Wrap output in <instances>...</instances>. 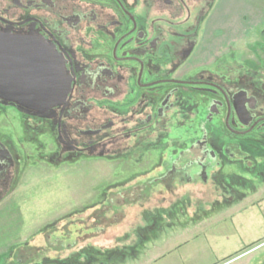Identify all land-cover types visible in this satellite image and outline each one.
Returning a JSON list of instances; mask_svg holds the SVG:
<instances>
[{"label": "flooded vegetation", "instance_id": "af4514ba", "mask_svg": "<svg viewBox=\"0 0 264 264\" xmlns=\"http://www.w3.org/2000/svg\"><path fill=\"white\" fill-rule=\"evenodd\" d=\"M224 2L0 0V199L20 163L7 132L11 110L23 137L49 149L37 160L112 166L111 178L118 172L102 189L104 212L136 205L148 212L157 193L162 205L153 210L165 213L167 228L189 209L222 205L221 221L234 217L229 211L264 189V70L257 71L264 51H251L245 16L217 21ZM26 40L52 52L68 83L64 100L42 113L7 100ZM185 196L200 198L191 204ZM260 203L236 211H254L263 225ZM151 229L136 233L156 239L139 235Z\"/></svg>", "mask_w": 264, "mask_h": 264}, {"label": "rangeland", "instance_id": "374dc122", "mask_svg": "<svg viewBox=\"0 0 264 264\" xmlns=\"http://www.w3.org/2000/svg\"><path fill=\"white\" fill-rule=\"evenodd\" d=\"M237 1L243 5L233 6L227 15L232 23L240 16L249 17L251 51H264V38L260 35L264 21L256 24V14H264V0ZM254 37L258 42L252 41ZM262 63L257 71L264 70ZM7 116V132L20 163L10 192L0 199V264H264V224L257 220L254 211H236L242 205L259 202L263 208L264 189L229 211L234 217L225 221L219 214L228 207L221 205L214 211L189 209L177 213L180 223L172 227L170 222L171 228H167L165 213L153 210L162 205L157 193L144 206L149 207L148 212L139 205L104 212L102 189L115 184L118 176L115 171L111 178L112 166L104 170L93 163L53 165L48 160L39 161L36 155L48 156L49 149L39 150L27 135L23 137L19 115L9 110ZM2 123L0 118V131ZM185 198L194 204L200 197ZM214 199L215 196L209 200ZM170 219L177 221V217ZM218 219L220 222H216ZM145 226L151 231L139 235L149 234L156 239L144 241L138 237L137 230ZM196 227H201L202 232L193 231ZM179 237L188 238L181 250L153 262L157 250L164 244L169 247L168 243L174 244ZM150 249L153 253L147 254ZM84 253L88 255L86 259Z\"/></svg>", "mask_w": 264, "mask_h": 264}, {"label": "water", "instance_id": "95a60500", "mask_svg": "<svg viewBox=\"0 0 264 264\" xmlns=\"http://www.w3.org/2000/svg\"><path fill=\"white\" fill-rule=\"evenodd\" d=\"M23 58L20 64L19 78L10 75L7 100L16 105L45 112L60 104L67 93L68 83L65 81L60 66L56 63L52 52L40 42L25 41ZM18 64H10V69ZM2 64L0 63V71ZM3 79L0 78V95L3 92Z\"/></svg>", "mask_w": 264, "mask_h": 264}, {"label": "crops", "instance_id": "0c3cea01", "mask_svg": "<svg viewBox=\"0 0 264 264\" xmlns=\"http://www.w3.org/2000/svg\"><path fill=\"white\" fill-rule=\"evenodd\" d=\"M239 2V3H238ZM225 4V5H224ZM241 6V5H243V3H241L240 1H237V0H225V2L223 3V6L221 7V9H219V12H217V15H216V19H217V21L221 18V15L222 14H224V15H227V13H229L230 12V10H231V8L233 7V6ZM263 13H264V10H263ZM257 16V18H256V20L258 21V22H256V24H258L259 25V23H261V21H264V14H262V12L260 13V11L256 14ZM228 16V15H227ZM238 17V16H237ZM241 17V16H240ZM239 17V18H240ZM238 19V18H237ZM246 19H250L249 17H246ZM261 20V21H260ZM249 25H251L250 23H249ZM200 226V225H199ZM199 226H197V227H199ZM194 228L193 229V231H199V232H202V229H200V228ZM199 229V230H198ZM185 231H187V230H185ZM188 231H190V230H188ZM187 231V232H188ZM182 239H184V240H182ZM188 238H182V237H179L177 240H175L176 242L174 243V244H172V245H169V243H168V246L169 247H165V244L162 246V248L161 249H159V250H157V252H156V254H155V256L153 257V262H156V261H158V260H160L161 258H164L166 255H170V254H172V253H175V252H177L178 250H181V248L184 246V245H186L187 244V242H188V240H187ZM181 241V242H180ZM153 250L155 251V248H153ZM151 252H152V249H150L148 252H147V254H151ZM153 253V252H152ZM168 264H174V262L173 261H170Z\"/></svg>", "mask_w": 264, "mask_h": 264}, {"label": "trees", "instance_id": "16d2710c", "mask_svg": "<svg viewBox=\"0 0 264 264\" xmlns=\"http://www.w3.org/2000/svg\"><path fill=\"white\" fill-rule=\"evenodd\" d=\"M261 34H262V37L264 38V30L261 32Z\"/></svg>", "mask_w": 264, "mask_h": 264}]
</instances>
